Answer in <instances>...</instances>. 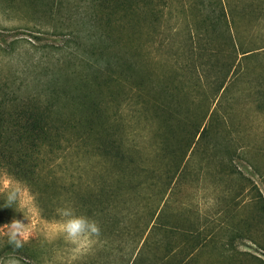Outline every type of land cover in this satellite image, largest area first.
I'll use <instances>...</instances> for the list:
<instances>
[{"label":"rangeland","instance_id":"obj_1","mask_svg":"<svg viewBox=\"0 0 264 264\" xmlns=\"http://www.w3.org/2000/svg\"><path fill=\"white\" fill-rule=\"evenodd\" d=\"M224 12L228 21L234 16L242 38L264 44V0H0V85L21 96L53 100L60 107V120H97V112L107 113L122 138L143 140L141 156H147L159 177L144 175L140 195L124 196L121 203L127 201L126 220L134 228L144 226L146 202L150 210L159 207L162 241L155 250L144 251L149 262L167 256L173 264H264V48L245 61L247 71L237 67L223 77L220 68L211 69L207 62L213 48L221 52L219 64L227 56ZM211 22L217 27L214 38L207 29ZM107 27L111 38L104 37ZM67 44L77 45V52L69 53ZM88 56L103 67L108 60L130 61L133 69L114 85L98 87L87 81V87L80 78L93 71L82 60ZM233 60L242 64L240 55ZM188 63L196 67L199 80L181 71L180 65ZM180 72L188 92L180 100L191 114L168 133L173 150L183 145L186 153L168 184L175 155L162 150L166 136L155 130L162 119L151 111L153 92L161 89L144 87L138 95L135 76L164 80ZM215 80L225 81L226 89L216 92ZM82 89L89 90V99ZM92 99L104 106L94 118ZM140 99L149 100V107L132 104ZM205 125L208 129L200 137ZM83 158L85 176L91 180L98 161ZM61 199L47 197L44 203L60 209ZM38 201L30 187L0 167V205L6 210L0 216V264H25L1 246L10 240L5 225L13 220L22 221L30 232L27 240L18 238L44 252L35 264L84 259L93 236L77 248L57 231L67 218H53ZM113 260L117 264L115 255Z\"/></svg>","mask_w":264,"mask_h":264},{"label":"trees","instance_id":"obj_2","mask_svg":"<svg viewBox=\"0 0 264 264\" xmlns=\"http://www.w3.org/2000/svg\"><path fill=\"white\" fill-rule=\"evenodd\" d=\"M212 16L216 21L220 19V14L217 16L213 13ZM223 16L226 19L222 33L227 56L225 61L219 64L216 60L218 53L221 52L213 48L211 62L207 63L210 64L211 69L220 68L222 70L220 75L226 77L228 72L234 71L237 67L241 71H247L248 63L245 61L253 54L261 52L264 44H252L246 37L242 38L234 16L231 14L230 21L226 18V12ZM209 25L207 27L209 35L214 38L216 24L211 22ZM105 30L104 37L111 38V34L107 32L108 27ZM197 34L200 35L199 31ZM67 47L72 54L79 48L70 44H67ZM239 55V62L242 64L237 66L233 58ZM82 60L89 63L93 70L91 74L88 72L80 78V83H84L87 87L90 82L98 87L114 85L121 80V76L127 70L133 69L129 66L130 61L120 62L119 59H115L114 63L108 60L107 67H103L98 61L95 62L90 56L83 57ZM180 66L181 71L190 72L189 79H194L195 66L190 63ZM103 70L104 73L101 72ZM135 77L139 79L135 85V92L138 95L142 93L144 87L161 89L153 92L155 97L151 111L162 119V124L155 128L156 132L166 136L162 150L175 155V165L171 163L167 176L169 184L173 182L174 174L177 171L179 173L186 158L183 145L173 150L174 146L171 147L168 137V133L173 134L176 127L181 124L180 120L188 118L191 114L190 108L184 106L180 100L183 93H188L185 88L186 76L180 72L168 75L164 80L162 78L151 80L149 74ZM196 78L199 80V76ZM3 85L4 83L0 85V167L5 168L11 176L30 187L39 200V207L48 215L63 219L66 217L59 210L71 209L74 215L87 217L100 228L99 234L93 235L92 250L84 259L66 260L58 264H113V255L117 257V264H145V262L173 264L167 256L164 258L165 261L160 257L155 260L154 257V260L149 262L144 255L146 249L153 247L155 250L162 241L158 235L161 229L159 207L150 210V202H146L145 207L149 210V214L146 216L144 226L141 228L138 223L134 228L126 220L129 213L124 203L127 201L123 200L121 203L124 196L126 199L127 196L140 195L141 184L145 181L144 175H148L150 180L159 177L156 167L149 163L147 156L145 155L146 159L141 156L143 140H136L131 138L132 136L124 139L117 134L115 124L111 123L115 121L111 120L112 116L97 112L104 107L98 100L92 99L94 102L91 105V115L97 112V120H60L58 113L60 107L53 100H37L33 94L21 96L16 90ZM212 85L216 86V92L226 89L225 81L219 83L215 80ZM82 91L83 96L89 99L87 96L89 90L82 89ZM79 99L83 101L81 96ZM16 100H20V103ZM84 101L86 102V99ZM135 103L142 107L140 109L149 107L147 99L133 101L132 104L135 106ZM216 111L217 109L213 115ZM92 117L94 118V115ZM207 129L208 126L205 125L201 132L197 131L200 137ZM66 133L69 137L65 135ZM84 155L87 159L98 161L91 180L85 176ZM172 165L174 168L171 174ZM47 197L58 199L61 197V208L55 209L45 204L44 199ZM5 211V206L0 205V216L5 215ZM21 241L20 247L10 240L1 246L4 251L15 253L16 257L25 264L40 263L45 255L44 252L38 251L31 243ZM128 244L131 250L126 257L125 250ZM48 255L51 256L49 252ZM47 260L52 262L54 257L51 256Z\"/></svg>","mask_w":264,"mask_h":264},{"label":"clouds","instance_id":"obj_3","mask_svg":"<svg viewBox=\"0 0 264 264\" xmlns=\"http://www.w3.org/2000/svg\"><path fill=\"white\" fill-rule=\"evenodd\" d=\"M10 200L15 199V194L9 197ZM23 207V202L21 203ZM61 214L67 219L58 225L57 231L63 233L64 238L77 245L80 248L85 242H91L90 238L93 235H98L100 232L99 226L94 222L89 220L87 217L74 215L71 209L59 210ZM9 228V238L11 242H14L17 247L21 246V239L27 240L29 238L30 232L26 229L24 223L20 220H13L9 225H5Z\"/></svg>","mask_w":264,"mask_h":264}]
</instances>
